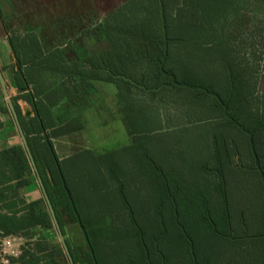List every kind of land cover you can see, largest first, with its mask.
Masks as SVG:
<instances>
[{
  "label": "rangeland",
  "instance_id": "rangeland-1",
  "mask_svg": "<svg viewBox=\"0 0 264 264\" xmlns=\"http://www.w3.org/2000/svg\"><path fill=\"white\" fill-rule=\"evenodd\" d=\"M122 1L47 0L46 11L37 15L43 24L49 21L47 17L42 18L44 14H56L64 25L65 15L77 16L85 11L92 13L90 17L94 21L101 14H110ZM21 4V0H0V29L5 31L7 26L10 27L12 46L20 43V35L28 26H21ZM195 4L189 2L191 16L195 13L192 9ZM170 5L167 6L168 34L172 38H186L188 32L175 27L177 7L173 3ZM148 6L154 7L151 3ZM87 21L82 18L78 25L88 29L91 23ZM232 23V58L249 68L254 82H257L256 88L249 86L252 96L245 91L235 109L247 120L264 112V0H241ZM53 43L44 46L45 49L57 47ZM197 44L199 46V42ZM170 45L165 71L176 63L179 69H175L178 71L173 75L177 81L201 78L198 80L200 86L205 88L210 84L224 94L227 84L219 54L212 49H196L186 41ZM143 65L154 68L148 62ZM165 80L164 76L160 78V86ZM146 84L151 86L152 81L148 79ZM108 87L114 98H104L96 93L87 103H81L88 109L84 114L85 122L81 120L84 123L82 140L78 136L75 143H69L74 144L73 151L61 152L59 149V154L73 153L61 163L64 180L99 263L141 264L135 224L143 232L142 240L151 263L192 264L188 244L179 239V227L174 225L175 207L180 227L197 245L193 253L199 262L207 254L210 255L208 264H262L264 188L252 168L247 136L226 124L212 99L194 91L179 87H161L155 92L137 89L140 91H131L132 97H129L123 91L127 86L120 80H113ZM9 93L14 103L18 93L12 90ZM19 96L25 97L27 92ZM21 100L15 101L21 113L27 109L32 111V107L26 101L24 105ZM105 106H113L115 110H110L109 114L99 110ZM113 116L124 122L126 130L137 133L130 142L126 140L123 127H113L118 123ZM100 124L103 125L99 127ZM256 141L257 152L264 163V127L257 132ZM60 145L55 143V147ZM218 145L224 146L229 157V166H223L222 178L227 195L228 226L224 222L225 216H221L224 209L218 189L222 181L215 157V146ZM174 189L178 192L173 198L175 193H170ZM121 191L131 212L123 206ZM205 204L212 223L221 228L223 237L212 235L209 226L201 224L196 208H204ZM159 206L163 208L162 214ZM77 227L73 225L77 240L68 228L67 236L71 242L85 243ZM160 227L166 229L165 238L161 242L152 241Z\"/></svg>",
  "mask_w": 264,
  "mask_h": 264
},
{
  "label": "trees",
  "instance_id": "trees-1",
  "mask_svg": "<svg viewBox=\"0 0 264 264\" xmlns=\"http://www.w3.org/2000/svg\"><path fill=\"white\" fill-rule=\"evenodd\" d=\"M240 1L241 0H162V4L164 7V17L166 19L168 50L172 42L180 43L186 41V43L189 42L190 45L192 47H196V49H212L214 52L219 54L222 68L225 72L226 77L225 80L227 86L225 92L222 95L220 92H217V90H215L214 87L210 84H206L205 88L217 93L223 103L227 101L228 113L234 120L243 125L245 129L254 131V147L258 156L259 164L263 168L264 172V163L261 161V158L257 152L256 141L257 132L264 127V112H260L257 116H251L247 120H245L241 114H237L235 111L236 107L241 102V97L245 93V91H247L248 96H252V94H250L248 91L249 86H252L254 89L256 88L257 83L254 82L255 79L250 69L241 65L238 61L232 58V22L238 14ZM189 2L196 3L192 8L195 11V13H193V16L188 13L190 7ZM150 3L155 8H149L148 4ZM172 3L174 4V7H177L175 10L177 15V23L175 24V27L181 31L184 30L188 32L186 38H184V36H177L176 38H172L169 36L170 33L168 34L169 26L167 23V6ZM102 28H104L107 34L111 47L108 52L95 57H90L85 61V63L90 66L89 70L91 74L87 73L89 75L88 77H90L91 79H96L98 78L97 74L100 71H103L106 74L107 81L112 82L113 80L117 79L123 82L127 87L137 86L131 84L129 81L124 80L119 76L127 77L137 84H142L147 88H156L161 85L160 78L163 75L159 72L158 64L162 57L163 38L161 32V18L158 0H126L108 15V17L102 24ZM197 42H199V46ZM15 54L18 58L16 49ZM169 54L170 50L167 53L165 65ZM142 62L153 64L155 69H150L144 66ZM175 64L176 63H174V66H169L166 71L175 75L178 71H176L175 69H179ZM248 70L250 71V73L248 72ZM77 75L81 77L84 75V72L80 73L79 70ZM14 79L16 87L19 90H22L26 84V81L21 74L20 65L18 70H16L14 73ZM148 79L152 81L151 86H148L146 84V81H148ZM200 79L201 78L197 80L181 79V82H185L190 85H201L198 82V80L200 81ZM166 82H169L168 78H166L165 83ZM231 86L233 89L230 93ZM194 92L198 93V95H203L212 99V101L217 104V108L220 111V116L223 120H225L226 124L240 131L232 122L223 117L222 106L215 98L204 95L200 90H195ZM19 98L20 96H16V98H14V107L26 136L28 146L33 155L37 170L40 174L44 188L50 199L56 219L64 236V225L76 224V217L61 186V181L57 172V168L55 166V162L44 143V136L39 121L35 116H24L21 113L19 106L15 103V101ZM0 103H2V105L0 104V111L9 112L3 99L1 90ZM35 106L40 117L42 127L44 129L45 125L43 123V120L41 119L43 113L37 103ZM1 126L2 123L0 122V128ZM223 147L224 146L220 147L219 145L215 146V157L219 166L218 174L220 175L222 181L221 188H219L218 190L222 199V207L225 212L227 210V195L222 178L224 172L223 166L225 164L229 166V157L226 155V152L224 150L225 148ZM61 163L62 162L58 160L61 173L64 177ZM252 166L253 170L256 171L254 168V164H252ZM29 177L31 180H36L35 174L21 144L14 145L0 151V202L3 201L4 198H16L18 189L25 187L30 183ZM115 180L121 183L119 179L115 178ZM4 192H7V194L9 193L10 196L8 197L6 194H4ZM177 192L178 189L173 191V193H170V195L175 193L174 196H172L174 198ZM119 195L121 198H123V206L125 210L131 212V208L124 197L123 191H121ZM44 203L45 202L41 194V196L30 201L28 204L22 202V206L19 208H16V202L5 204L4 208L8 209L7 213L2 212V206L0 207V238L10 235H16L22 237L25 240L24 245L21 247L20 254L16 258H10V263L69 264L58 241H56V243H51L45 237L43 238L41 236V233L34 231L36 227H39L43 229L42 232L48 233L52 231L53 234L57 236L51 218L48 214L46 204L44 205ZM159 207V212L160 214H162L163 208L162 206ZM197 208V216L201 224L208 225L212 235L223 237L224 233H221V228H219L216 224L214 226L212 221L209 222L208 220H211V217L208 211L207 204L204 205V208ZM76 211L78 213L77 208ZM224 212H222L221 216H223V218L225 216L224 222L226 221L228 226V218L226 216V212L225 215ZM18 213L21 214L17 217L16 214ZM134 220L135 219L133 217L131 222L133 223ZM81 223L84 226L82 220ZM178 224L180 225L179 220ZM174 225L177 228L176 221H174ZM134 230L141 249V264H147L144 248L139 238L141 233L142 238L144 239L143 232L138 226H135V224ZM177 230L179 239L186 241L189 247V242L183 236L180 229L177 228ZM165 233L166 229L160 227V232H158V235H156L152 239V241L159 240V242H161L165 238ZM262 233L263 234L261 239L264 243V218ZM37 237H40L41 239L36 240L38 239ZM252 238H255V236H253ZM191 240L195 253L197 245L193 239ZM65 241L67 243L74 264H93L85 243L72 247L66 239ZM89 241L91 243L96 260L98 264H100L90 238ZM143 243L146 246L144 241ZM188 247L187 250L192 264L209 263L210 255L207 254L203 257L202 262H199L197 258L195 260H192L191 253L189 252ZM154 252H156V250ZM262 264H264V258Z\"/></svg>",
  "mask_w": 264,
  "mask_h": 264
},
{
  "label": "crops",
  "instance_id": "crops-1",
  "mask_svg": "<svg viewBox=\"0 0 264 264\" xmlns=\"http://www.w3.org/2000/svg\"><path fill=\"white\" fill-rule=\"evenodd\" d=\"M46 1L21 0V26H25V24H28V26H26L27 28L25 27V33L20 35L22 37L20 38V43L12 46L8 30L10 27L7 26L5 31L0 29V70L5 79L8 93L12 90L14 93L17 92L19 96V94L26 91L24 89L19 90L15 84L14 73L18 68L13 59L12 51L14 52L16 49L18 53V58L16 57V59L20 65L21 74L32 93L35 105L37 103L43 113L41 119L45 125L44 132L51 142L58 160L63 163L73 153L59 154V149L62 150L61 152H65L67 149L73 151L72 146L74 144L70 145L69 143H75V137L78 136L82 140L84 135V123H81V120L84 121V114L88 113V109L84 108L81 103H87L88 100H91L93 94L96 93H100L104 98H114V94L108 87L110 81H107L106 74L100 71L97 74L98 78L91 79L87 74H91L90 66L85 63L88 58L110 50L109 39L104 28H102L104 19L109 13L99 15L94 21L90 17L92 13L83 11L77 16L69 13L65 15L67 18L64 17L66 18L64 25H61L60 21L63 20H60L56 14L49 16L44 14L42 18L47 17L49 21L44 22L43 25L38 15L42 14V10L46 11L44 9ZM125 1H122L120 5ZM37 10L38 12L36 13ZM12 14L14 15L15 12L12 11ZM6 15L8 14L6 13ZM1 17H3L2 14ZM82 18L91 23L88 29L84 30V28L82 29L83 25H78L81 24ZM84 31L86 32L84 33ZM51 43L57 47L52 50H46L44 46H49ZM79 70L80 73L84 72L81 77L77 75ZM137 89L139 88L131 86L123 88V91L129 97H132L131 91ZM28 96L27 92V96L20 99L24 100H21L24 105L26 101L31 106ZM20 99H17L16 102ZM0 104L2 105V103ZM113 106H105L99 110L109 114L110 110H115ZM8 113L0 111V122L2 123L0 128V151L20 144L14 121ZM112 118L116 117L113 116ZM116 119L118 123L113 127H123L126 140L130 142L137 133L129 129L126 130L127 127L125 128L124 122L121 119ZM55 143L61 144L60 147H55ZM29 182L27 186L18 189L16 198H4L0 202L2 212H8V209L4 208L7 203L16 202V208H19L22 206V202L28 204L41 196L35 179L31 180L29 177ZM4 194L8 197L10 196L7 192H4ZM20 214L18 213L16 216L18 217ZM73 225L75 224L64 225V238L72 247L82 243L69 240L66 232L67 228L71 230L77 240ZM34 231L41 233V236L48 239L51 243L58 241L57 236L52 231L48 233L42 232L43 229L39 227H36ZM78 232L80 233L79 230ZM37 238L36 240L41 239L40 237Z\"/></svg>",
  "mask_w": 264,
  "mask_h": 264
},
{
  "label": "water",
  "instance_id": "water-1",
  "mask_svg": "<svg viewBox=\"0 0 264 264\" xmlns=\"http://www.w3.org/2000/svg\"><path fill=\"white\" fill-rule=\"evenodd\" d=\"M158 4H159V12H160V18H161V32H162V38H163V51H162V57H161V59L159 61V64H158V69H159V72L165 78L169 79V82H166V83H164L163 86H159V87H156V88H146L144 85L137 84L136 82L132 81L131 79H129L127 77H124V76H119V77L123 78L124 80L129 81L131 84L136 85L137 87L143 89L146 92L159 91L161 89V87H168V88L179 87V88H184V89H188V90H191V91L200 90V91H202V93L204 95H207V96L215 98L219 102V104L222 106V115H223V117L228 119L230 122H232L243 134H245L247 136L249 150H250L251 156L253 158L254 168L258 172L261 184H262V186L264 188V172H263V168L259 164L258 156H257V153L255 151V147H254V141H253V133H254V131L253 130L250 131L248 129H245V127L243 125L239 124L236 120H234L229 115L228 107H227V101L225 103H223L220 100V97H219V95L217 93H215V92H213L211 90H208V89H206V88H204V87H202L200 85H190V84L185 83V82H179V81L176 80L175 76L172 73L167 72V71L164 70V63H165V60H166V57H167V50H168V41H167V32H166V26H165L164 8H163L162 0H158ZM12 56H13L14 61L17 64V68H19V63L17 62L15 53L13 51H12ZM23 89L26 90V92H28V95H29V98H30V103H31V106H32V111L27 109V110L23 111V115L24 116L34 115L37 118V120L39 121L41 130H42L43 136H44V143H45L46 147L48 148L52 159L55 162V166L57 168V172H58V175H59V178H60V181H61V186H62V188H63V190H64V192H65V194H66V196L68 198V201H69V204H70V206L72 208V211L75 214L76 224H77L79 230L81 231V234L83 236L85 245H86V247L88 249V252H89V254L91 256L92 263L93 264H98V262L96 260V257L94 255L91 243L89 241L87 231H86V229L84 228V226L81 223V220H80V217H79V215H78V213L76 211L73 199L71 198L69 190H68V188L66 186V183H65L64 177H63V175L61 173V170H60L56 155H55V153L53 151V148H52V146L50 144V141H49V139H48L47 135L45 134L44 129L42 127L41 120H40V117H39V115L37 113L32 93H31V91H30V89H29L27 84H25ZM232 89L233 88L231 86L230 87V93L232 92ZM0 90H1V93H2V95L4 97V100L6 102V106H7L8 110H9L11 116H12V119L14 121L16 130H17L19 138H20V144L22 145V147H23V149H24V151H25V153L27 155V158H28V160L30 162L31 168H32V170H33V172L35 174L37 185H38V187H39V189L41 191L42 197H43L44 202L46 204L48 214H49V216L51 218L53 227L55 229V232H56V235H57V238H58V242H59V244H60V246H61V248L63 250V253L65 254V256H66V258L68 260V263L69 264H74L73 260L71 258L67 243H66L65 238L63 236V233L61 231L59 223H58V221L56 219V216H55L53 207L51 205L50 199H49V197H48V195L46 193V190L44 188L42 179H41L40 174H39V172L37 170L33 155H32V153L30 151L29 146H28V143H27V140H26V136H25L24 131L22 129V126L20 124L16 109L14 107V103H13V101H12V99H11L9 93H8L6 82H5V79H4L3 75H2L1 70H0ZM174 215H175V221L177 222V214H176L175 207H174ZM139 238H140L141 244H142V246L144 248L145 259L147 261V264H153V263H151L149 261L148 250H147L146 246L143 243L141 233H140ZM187 240L189 241V251H190V253L192 255V259L195 260V255L193 253V244H192V242L190 241L189 238H187ZM263 248H264V243H263ZM162 264H163V262H162Z\"/></svg>",
  "mask_w": 264,
  "mask_h": 264
},
{
  "label": "built area",
  "instance_id": "built-area-1",
  "mask_svg": "<svg viewBox=\"0 0 264 264\" xmlns=\"http://www.w3.org/2000/svg\"><path fill=\"white\" fill-rule=\"evenodd\" d=\"M25 240L16 235L0 238V264H12L10 258H16Z\"/></svg>",
  "mask_w": 264,
  "mask_h": 264
},
{
  "label": "flooded vegetation",
  "instance_id": "flooded-vegetation-1",
  "mask_svg": "<svg viewBox=\"0 0 264 264\" xmlns=\"http://www.w3.org/2000/svg\"><path fill=\"white\" fill-rule=\"evenodd\" d=\"M227 212V211H226ZM209 220V222H211V220L210 219H208ZM176 224H177V226L179 227V229H180V231L182 232V234H183V236L186 238V240H187V238H189L188 236H186V234H185V232H184V229L182 228V227H180V225L178 224V221L176 222ZM183 229V230H182ZM228 229H229V227H228ZM225 236V235H224ZM188 241V240H187ZM189 242V241H188ZM156 252H157V250H156ZM159 255H160V253H159ZM160 264H162V262H160Z\"/></svg>",
  "mask_w": 264,
  "mask_h": 264
}]
</instances>
